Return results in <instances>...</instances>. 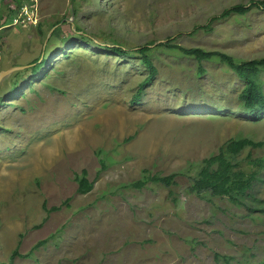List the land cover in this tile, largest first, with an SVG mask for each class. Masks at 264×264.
I'll list each match as a JSON object with an SVG mask.
<instances>
[{
  "label": "rangeland",
  "instance_id": "1",
  "mask_svg": "<svg viewBox=\"0 0 264 264\" xmlns=\"http://www.w3.org/2000/svg\"><path fill=\"white\" fill-rule=\"evenodd\" d=\"M249 1L37 0V25L21 27L11 25L15 3L0 0V73L24 67L0 79V262L264 264V213L249 210L264 209V168L240 207L188 190L197 163L229 139L264 143V118L241 114L243 82L227 65L203 61L199 74L194 58L155 48L171 37L239 60L264 57V8L192 34ZM116 44L131 54L101 48ZM147 44L157 74L133 102L148 76L134 51ZM41 54L48 62L35 76ZM261 157L264 146L236 159L249 172ZM82 169L93 181L85 194L74 180ZM145 169L177 173V203L164 186H128ZM52 206L60 208L47 213Z\"/></svg>",
  "mask_w": 264,
  "mask_h": 264
},
{
  "label": "trees",
  "instance_id": "2",
  "mask_svg": "<svg viewBox=\"0 0 264 264\" xmlns=\"http://www.w3.org/2000/svg\"><path fill=\"white\" fill-rule=\"evenodd\" d=\"M12 1L15 3L16 8L25 1L28 2V0ZM254 7L264 8V0H250L248 3H238L224 8L219 14L212 15L205 24L195 26L192 30V34L199 28L210 30L212 24L221 19H226L234 15H245ZM10 11L11 10H9V12ZM57 33V30H54L53 34ZM80 37L79 39L89 40L92 45H100V42L93 41L87 36L80 35ZM172 40L174 39L169 37L166 41L159 42L155 48L166 47L175 49L185 56L194 58L198 63L199 74L205 72L202 66L203 61L215 60L227 65L243 82V88L237 95L241 114L249 117L250 120L264 118V86L260 78L261 73L264 72V57L239 60L221 51L205 50L200 47H184L172 43ZM150 45L151 44L143 45L134 51V53L139 55V60L143 63L144 67L148 69V76L140 82L138 90L133 97V102L140 101L144 87L151 84L157 74V68L150 57V53L154 48L152 49ZM101 48H104L107 53H113L121 57L131 54V51L126 50L123 46L118 44L105 45ZM47 62L46 56L41 54L32 61L29 69L35 76H40L44 74L42 68L46 66ZM18 73H20V71H18L17 74ZM22 79L23 78L19 77L18 81H15V88L18 87L17 89H19L18 84L21 83ZM31 79L32 78H28L25 82H30ZM263 146V142L254 141L248 137L229 139L218 148V152L203 158L197 163V170L190 178L191 184L188 190L197 195L207 192L215 197H225L238 207L246 205L244 201L253 197L251 191L255 182L259 180V169L264 168V157L250 159L249 162L256 166L258 170L255 169L249 172L240 167V162L237 161L236 158L246 148H261ZM101 163L104 168V162L102 160ZM176 176V172L161 175L157 173L152 174L149 170L145 169L142 176L138 180L129 183L128 186L137 189L143 188L148 183L164 186L169 189L166 197L175 204L177 203V197L174 195V191L171 187L176 185ZM74 180L77 183V192L80 194L88 193L93 187V181L88 179L85 169L75 174ZM59 208L60 206H52L51 208H46V211L50 213ZM249 210L264 213L263 208H250ZM43 242L44 241L40 243ZM0 264L8 263L0 262Z\"/></svg>",
  "mask_w": 264,
  "mask_h": 264
},
{
  "label": "built area",
  "instance_id": "3",
  "mask_svg": "<svg viewBox=\"0 0 264 264\" xmlns=\"http://www.w3.org/2000/svg\"><path fill=\"white\" fill-rule=\"evenodd\" d=\"M37 0H28V3L22 4L17 7L18 13L12 14L11 25L17 26H36L38 23L37 9L34 7ZM14 15V16H13Z\"/></svg>",
  "mask_w": 264,
  "mask_h": 264
},
{
  "label": "water",
  "instance_id": "4",
  "mask_svg": "<svg viewBox=\"0 0 264 264\" xmlns=\"http://www.w3.org/2000/svg\"><path fill=\"white\" fill-rule=\"evenodd\" d=\"M21 68H24V67H20V66H18V67H14V68H12V69H10V70H8V71H3V72H1V73H0V79L2 78V76H4V75L10 73L11 71H17V70H20Z\"/></svg>",
  "mask_w": 264,
  "mask_h": 264
}]
</instances>
